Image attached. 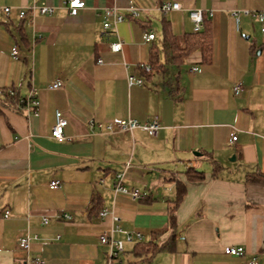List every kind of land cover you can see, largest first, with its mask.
<instances>
[{
    "label": "crops",
    "instance_id": "0c3cea01",
    "mask_svg": "<svg viewBox=\"0 0 264 264\" xmlns=\"http://www.w3.org/2000/svg\"><path fill=\"white\" fill-rule=\"evenodd\" d=\"M83 1L71 16L62 0H0V89L13 88L22 98L34 89L38 102L28 115L0 107V264L25 258L17 241L26 235L36 236L28 256L43 264H106L99 236L113 222L98 217L101 209L119 217L122 231L142 235V241L124 243L112 264H145L134 257V247L162 244L171 235L168 208L176 180L186 191L175 211V249L148 264H264V184L246 182L248 175L264 174V38L253 17L240 15L237 25L231 17L236 10L264 11V0ZM164 1L182 9L162 13L157 5ZM42 5L53 13L39 14ZM131 5L137 17L103 29V9L125 14ZM191 10L211 14L200 31L209 55L197 47L169 67L172 84L160 72L144 74L151 48L164 62V24L178 40L193 34ZM146 33L154 39L145 42ZM116 41L121 49L112 52ZM14 47L17 59L11 58ZM128 75L142 85L129 86ZM55 79L62 86L48 89ZM57 111L66 122L61 142L51 137ZM116 118H156L160 129L152 137L139 129L110 134L89 126ZM212 161L220 166L216 175ZM188 168L204 180L188 182ZM123 170L124 186L142 198L114 194V174ZM52 181L59 188L50 190ZM6 210L10 216L3 218ZM63 214L71 219H60ZM226 246H241L245 254L224 255Z\"/></svg>",
    "mask_w": 264,
    "mask_h": 264
},
{
    "label": "built area",
    "instance_id": "2783aa9c",
    "mask_svg": "<svg viewBox=\"0 0 264 264\" xmlns=\"http://www.w3.org/2000/svg\"><path fill=\"white\" fill-rule=\"evenodd\" d=\"M62 4L64 7L68 10L69 15L74 16L76 15L80 10H82L85 6L83 0H62ZM35 8L33 7L32 10ZM39 14L42 15H51L54 11L52 7L42 5L38 8H36ZM157 9L162 12L166 13L169 11H180L182 9L181 5L179 3L174 2H168L164 1L157 5ZM9 7H5L3 9V12L7 15L9 13ZM138 9L134 7L133 5L129 6L126 9V13L122 14L118 12V10L114 7L112 8H105L102 11L104 20L102 27L103 29L107 30L111 27H116L117 24L121 23L126 17L129 18H135L137 17ZM26 13L24 10H20L18 13V18L23 19L25 17ZM211 16L210 13L205 14L202 10H191L188 12V20L192 24V32L198 33L202 29V25L204 22V19L206 16ZM240 15L245 16H251L253 17L256 22L260 24V32L262 37L264 38V11H248V10H236L231 13V17L233 18L235 24L237 25L239 21ZM143 39L145 42L152 41L154 39V35L152 33H146L143 35ZM110 50L112 52H119L121 49V43L119 41H116L114 43H110L109 45ZM17 53L18 49L17 47L12 48L11 50V58L17 59ZM141 69L144 70L146 73H150L151 69L148 65H141ZM197 68H193L191 71L195 72L197 71ZM127 83L129 86L136 84V85H142L143 80L141 78L135 77L133 75L127 76ZM62 86V82L60 79H55L48 85V89L55 90ZM241 92V86L236 85L234 87V93L237 95ZM12 93V92H10ZM21 102L23 103V106L21 107L23 110V113L28 115V113H35L36 108L38 105V102L36 100V92L34 89H32L28 95L24 98H21ZM90 128L93 129L94 127L97 129L98 132H104V133H123V132H129L132 133L134 130H141L147 134H149L152 137H155L158 134V131L160 129V123L157 121L156 118L144 122L139 123L134 119H113L112 121H109L107 123H93L92 121L89 123ZM66 125L65 120L62 118V115L60 112L55 113V124L51 129V137L55 139L56 141H64L65 137L63 136V128ZM237 140L236 134L232 133L229 138V143L234 144ZM127 167V165H126ZM125 177V171L117 172L114 174V182H113V192L114 194L120 192V193H126L129 194L133 199H140L142 198L141 193L138 190H129L127 189L124 184L123 180ZM102 182V180L100 181ZM60 182L59 181H52L48 188L50 190H55L59 188ZM10 216V212L8 210L4 211L3 218H8ZM110 216L113 225L109 227L106 231H103L101 235L99 236V243L101 245H105L107 247L106 252V264H112L114 260H117L119 256L124 251V243H133L135 241L139 242L142 241V235L139 232H124L121 230L119 225L117 224L119 221V217L114 215L111 211H108L106 209H101L98 212V217L103 219ZM62 220H70L71 216L68 214H63L59 216ZM49 221L48 217H42L41 222L43 224H47ZM116 232H122L124 233V241L115 240L113 238V234ZM36 240V236H30L26 235L24 237H21L17 241V247L20 251H22L25 254V258L22 260H16L13 264H43V261L36 258H30L28 256L29 254V248L30 243ZM224 255L230 256V257H237L241 258L245 254V249L241 246H226L223 248ZM247 264H258V261L256 259H252Z\"/></svg>",
    "mask_w": 264,
    "mask_h": 264
},
{
    "label": "trees",
    "instance_id": "16d2710c",
    "mask_svg": "<svg viewBox=\"0 0 264 264\" xmlns=\"http://www.w3.org/2000/svg\"><path fill=\"white\" fill-rule=\"evenodd\" d=\"M161 3V2H159ZM207 20L204 19L203 27L206 26ZM162 53L164 55V62L159 64L158 55L156 54L154 48H151L149 67L151 69V74L153 71L160 72L164 79L165 83L172 84L175 82L176 78H172L169 75V67L179 66L184 58L195 48H200L204 57H207L209 47L205 39L202 38V32L193 33L188 37H184L182 40H178L176 36L172 34L171 29L168 25L164 24L162 28ZM144 74L146 73L142 70ZM12 92V93H10ZM21 96L17 90L11 88L9 89H0V107L11 108L19 111L23 106L21 102ZM213 163V172L216 175L220 166ZM185 178L188 182H198L204 180V174L198 172L192 168H188L185 173ZM246 182L264 184V174L255 173L253 175H248L246 177ZM176 193L175 197L171 203V206L168 208V227L172 230L169 238L162 244H158L156 240H152L148 243H138L134 248L133 255L137 259H140L145 264H148L152 257L159 252H172L175 249V229H176V220H175V211L180 204L182 198L184 197L186 188L184 183L180 181H175ZM93 206L97 204V198L92 199Z\"/></svg>",
    "mask_w": 264,
    "mask_h": 264
},
{
    "label": "rangeland",
    "instance_id": "374dc122",
    "mask_svg": "<svg viewBox=\"0 0 264 264\" xmlns=\"http://www.w3.org/2000/svg\"><path fill=\"white\" fill-rule=\"evenodd\" d=\"M155 34H157V31H156V33ZM155 42H156V44H160V37H158V36H156V40H155ZM160 46V45H159Z\"/></svg>",
    "mask_w": 264,
    "mask_h": 264
},
{
    "label": "water",
    "instance_id": "95a60500",
    "mask_svg": "<svg viewBox=\"0 0 264 264\" xmlns=\"http://www.w3.org/2000/svg\"><path fill=\"white\" fill-rule=\"evenodd\" d=\"M195 156L199 155L198 153H194Z\"/></svg>",
    "mask_w": 264,
    "mask_h": 264
}]
</instances>
